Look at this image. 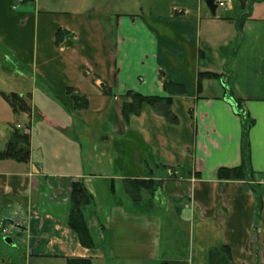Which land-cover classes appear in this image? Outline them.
<instances>
[{
    "label": "crops",
    "instance_id": "crops-1",
    "mask_svg": "<svg viewBox=\"0 0 264 264\" xmlns=\"http://www.w3.org/2000/svg\"><path fill=\"white\" fill-rule=\"evenodd\" d=\"M14 3L0 0V65L12 63L17 83L28 84L30 111H12L0 95V150L16 125L30 150L25 162L0 159V223L21 222L24 258L207 264L211 248L227 245L231 264H264V2L249 4L259 13L244 22L229 68L233 5L212 15L202 0H163L164 12L124 8L98 18L83 0ZM58 29L67 35L57 43ZM1 69L0 92L24 95ZM204 72L224 76L204 77L198 89ZM166 80L187 88L172 98L178 122L144 104L125 123V93L164 96ZM68 88L86 108L74 109ZM226 88L253 119L248 180L216 178L218 168L241 161L242 123ZM138 180L153 189H138L136 202L129 190ZM73 181L93 198L83 210L97 233L92 248L66 223Z\"/></svg>",
    "mask_w": 264,
    "mask_h": 264
},
{
    "label": "trees",
    "instance_id": "trees-1",
    "mask_svg": "<svg viewBox=\"0 0 264 264\" xmlns=\"http://www.w3.org/2000/svg\"><path fill=\"white\" fill-rule=\"evenodd\" d=\"M253 0H249L245 8L241 11L238 6V15L234 16L236 37L232 47L229 50L228 58L226 61V68H229L236 51L239 48L242 39V29L244 22L247 20L249 13H245L247 6L252 3ZM56 42H60L63 37L67 35L64 29H58L56 31ZM69 45V41H67ZM224 76V75H223ZM215 73L204 72L198 74L197 88L200 89V81L202 78H212V77H223ZM228 77L225 75L224 82L227 85ZM163 89L166 95H143L141 93L128 90L125 96L129 98L128 101H124L121 104L120 113L122 119L125 123L129 122L132 116H137L140 114L142 105L146 104L151 107V109L158 115H161L165 120L171 124H176L178 122L177 116L171 110V103L173 96L186 94L187 88L184 84L166 80L163 82ZM229 96L231 92L228 88ZM107 94H111L110 91H104ZM67 93L70 94L72 101L74 103V109H84L87 107V99L76 93H73L72 88L67 89ZM2 98L9 105L10 109L16 113L19 112H29L30 105L28 104V95H20L16 92H0ZM237 109L234 110L235 114L240 118L242 123L241 132V145H240V156L241 161L238 166L234 167H220L216 172V178L219 181H239L248 180L252 177V170L250 168V148L248 142V130L253 124V119H251L246 111L241 107V101L236 100ZM29 135L27 133L20 132L17 128H13L6 146L4 149L0 150V159L12 158L14 160L25 162L29 156ZM138 186L132 187L133 190H129L131 198L136 202L139 200L138 189L147 188L152 190L153 187L149 186L145 180L131 181ZM92 196L87 192L84 184L81 181H73L71 183V190L68 198V204L66 208V223L68 226L76 233L79 243L85 248H92L96 245L95 239L92 235V230L86 223V218L84 216V207L92 202ZM230 250L227 245H221L218 247H213L208 251V263L207 264H231L230 263ZM66 264H91V260L85 257H67L65 258ZM163 264H173V262H164Z\"/></svg>",
    "mask_w": 264,
    "mask_h": 264
},
{
    "label": "rangeland",
    "instance_id": "rangeland-1",
    "mask_svg": "<svg viewBox=\"0 0 264 264\" xmlns=\"http://www.w3.org/2000/svg\"><path fill=\"white\" fill-rule=\"evenodd\" d=\"M84 4H85V8H88L86 10H90L91 14L95 17L98 18H105L108 16H112L115 15V13H121L123 11L121 10H125L124 8H126V10H129L130 12L133 11H139L141 12H146L148 13V11L153 12L155 10H159L160 12H164V10H167V8L165 7L164 9V5L162 4L163 0H160V3H158L159 0H127V3L124 2L125 0H83ZM191 1L190 6H195L196 4V0H189ZM264 2V0H261ZM233 4V10L231 12V14H233L234 16L238 15V6L236 4V1L233 0L232 1ZM16 4H20L19 2H17ZM202 4L205 7L204 1L202 0ZM62 8L68 7L69 5L67 3H65L64 5H62ZM68 8H72V7H68ZM228 6L225 7H218L217 8V14H227ZM94 10V11H92ZM245 13H249V16L252 14L253 16H256L259 12H253L252 10H250V5L247 6ZM243 31V29H242ZM0 68L3 73H5L4 71H6V73L4 74V78L3 79H8L6 80V82L11 83L12 80L16 83L13 84V86H15V88L22 90L21 93H23L24 95H26V88L28 86V84L24 83H17L19 81H21L19 78H15L14 77V73H16V69L9 63H4L2 65H0ZM13 72V73H12ZM11 79V80H9ZM20 123H23V120L19 121ZM92 235L95 239V241L97 240V233H95L92 230ZM4 235L1 233L0 231V258H7V257H12V261L11 264H66V261H64V259H48V258H44L41 256H32L27 259L24 258V244L22 243V237L17 235L16 232H13L10 236V238L12 239V244H7L4 241Z\"/></svg>",
    "mask_w": 264,
    "mask_h": 264
},
{
    "label": "built area",
    "instance_id": "built-area-1",
    "mask_svg": "<svg viewBox=\"0 0 264 264\" xmlns=\"http://www.w3.org/2000/svg\"><path fill=\"white\" fill-rule=\"evenodd\" d=\"M217 7H224L226 4L230 3V0H215ZM16 8V5H12V9ZM21 229V222L13 220L11 218L2 221L0 226V231L3 235L9 236L13 232Z\"/></svg>",
    "mask_w": 264,
    "mask_h": 264
},
{
    "label": "water",
    "instance_id": "water-1",
    "mask_svg": "<svg viewBox=\"0 0 264 264\" xmlns=\"http://www.w3.org/2000/svg\"><path fill=\"white\" fill-rule=\"evenodd\" d=\"M203 1L206 7L209 9L210 13L212 15H215L217 5L214 3V0H203ZM236 1L239 4L240 10H243L248 0H236ZM225 100L231 104L233 110L237 109V103L233 100L231 96H226ZM4 241L7 244H11L12 242L10 237H4Z\"/></svg>",
    "mask_w": 264,
    "mask_h": 264
}]
</instances>
